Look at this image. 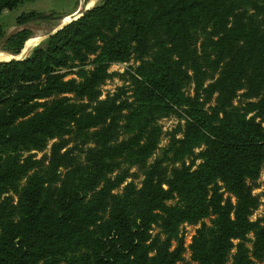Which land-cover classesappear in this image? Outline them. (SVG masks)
<instances>
[{"label":"trees","instance_id":"trees-1","mask_svg":"<svg viewBox=\"0 0 264 264\" xmlns=\"http://www.w3.org/2000/svg\"><path fill=\"white\" fill-rule=\"evenodd\" d=\"M23 1L0 0V12ZM27 39L20 30L7 41L17 54ZM150 45L151 61L129 75L133 104L98 100L109 65ZM189 80L193 95L184 96ZM239 90L246 100L234 106ZM178 109L181 136L162 161L189 162L165 181L155 162L138 188L114 192L124 180L109 176L117 160L148 157L155 116ZM122 111L130 136L114 141ZM261 123L264 0H100L25 57L0 61V264H178L184 222L195 225L189 264H264V211L249 217L258 202L250 183L264 160ZM71 133L93 143L83 164L56 145L46 166L29 153Z\"/></svg>","mask_w":264,"mask_h":264},{"label":"rangeland","instance_id":"rangeland-1","mask_svg":"<svg viewBox=\"0 0 264 264\" xmlns=\"http://www.w3.org/2000/svg\"><path fill=\"white\" fill-rule=\"evenodd\" d=\"M99 1L100 0H24L10 9H3L0 12V57H25L30 49L41 41L43 37ZM20 30L27 31L28 39L26 40L27 43L25 42L26 44H24V46L22 45L23 47L20 51L17 54H14V47L9 44L7 39ZM195 36L196 42L198 43L200 36L199 34H196ZM32 39L34 42H32L30 47L23 52V49ZM154 51L155 49L151 45L143 55L132 50L126 61L111 63L107 69V72H109L110 75L99 86L97 99L105 100L113 98L117 102L133 104V85L129 75L133 73L134 69L140 63L150 62ZM91 58L92 55H88V59L90 60ZM84 68H89V63H87ZM207 74L208 77L209 75L215 77L217 71L208 69ZM70 76L76 77L74 74ZM208 77L204 80L203 87L211 81ZM193 88L194 85L192 81L189 80L182 88L183 95L192 96L194 91ZM199 92H201V98L205 99V94L201 90H199ZM241 93L242 90L235 93V96L232 99V104L234 106H241L246 100ZM212 97L209 101L210 104L213 102ZM207 104L205 106H207ZM181 110L182 109H178L173 113L155 116L153 124L158 129L156 145L152 153L142 162L136 164L134 162L125 161L124 159L117 160L118 164L109 176H123L124 180L116 189H114V192L120 191L122 186L128 182H131L136 188H138L143 178L144 171L151 165H154L155 162L159 161L156 168L164 181L170 178V169L172 167H178L182 162L185 164L189 162L190 158H185L183 161H179L170 159L169 155H167V159L162 161L163 152L171 137L174 136L175 138H180L181 136L183 126ZM125 114L126 111H122L118 114L117 127L114 129L113 133L114 141L125 139L130 136L127 128L123 125L125 122L123 116ZM261 125L264 127V123H261ZM53 145L59 147L58 154L63 153L65 160L77 164H83L85 153L88 149L92 148L93 143L87 134H62L49 139L42 150H32L29 153L34 159L40 160L43 166H46ZM202 147L203 146L195 147L193 152H198ZM197 162L198 160H195V164ZM59 171L61 173L63 169L59 168ZM250 187L251 193L258 199L256 208L249 216L251 220H255L261 217L264 211V160L260 164L257 178L254 182L250 183ZM225 194L227 195V193ZM11 196L15 199L12 194ZM193 228L195 227L192 225L188 226L187 232H192ZM180 230L182 234V226L180 227ZM157 232L158 228L154 226L153 233ZM248 237L251 238V235H248ZM185 242H188V240ZM247 245H249V243ZM232 252L233 250H231L228 256V263ZM188 260V252L183 251L182 260L178 264H189ZM254 264L259 263L255 260Z\"/></svg>","mask_w":264,"mask_h":264},{"label":"built area","instance_id":"built-area-1","mask_svg":"<svg viewBox=\"0 0 264 264\" xmlns=\"http://www.w3.org/2000/svg\"><path fill=\"white\" fill-rule=\"evenodd\" d=\"M192 224H188L186 222L182 223V239H183V246L185 247L186 251H187V245L189 244L190 242V238L194 232V228H193V231L192 232H187V227L188 226H191ZM180 226V227H181ZM195 227V225H192ZM180 233H181V230H180ZM186 240H188V242H185Z\"/></svg>","mask_w":264,"mask_h":264},{"label":"water","instance_id":"water-1","mask_svg":"<svg viewBox=\"0 0 264 264\" xmlns=\"http://www.w3.org/2000/svg\"><path fill=\"white\" fill-rule=\"evenodd\" d=\"M82 14V12L81 13H79L77 16H75V17H73V18H71V19H69L68 21H66L65 23H63V24H61L60 26H58L55 30H53L51 33H53V32H55V31H57L58 29H60L63 25H65L66 23H68L69 21H71V20H74V19H76L78 16H80ZM51 33H49V34H51ZM47 36V35H46ZM45 36V37H46ZM45 37H43V38H45ZM42 38V39H43ZM10 59H21V57H18V58H15V57H10V58H8L7 60H10ZM7 60H0V61H7Z\"/></svg>","mask_w":264,"mask_h":264},{"label":"bare ground","instance_id":"bare-ground-1","mask_svg":"<svg viewBox=\"0 0 264 264\" xmlns=\"http://www.w3.org/2000/svg\"><path fill=\"white\" fill-rule=\"evenodd\" d=\"M32 42H34L33 39L30 40V41L28 42V45L23 49V52H24L28 47H30V45L32 44ZM7 58H9V57H0V60H7ZM15 58H16V57H15Z\"/></svg>","mask_w":264,"mask_h":264}]
</instances>
